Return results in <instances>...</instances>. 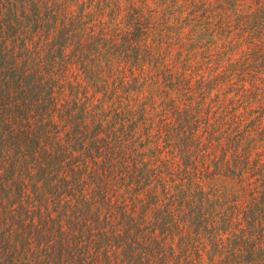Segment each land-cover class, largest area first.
<instances>
[{
    "label": "trees",
    "instance_id": "obj_1",
    "mask_svg": "<svg viewBox=\"0 0 264 264\" xmlns=\"http://www.w3.org/2000/svg\"><path fill=\"white\" fill-rule=\"evenodd\" d=\"M0 264H264V0H0Z\"/></svg>",
    "mask_w": 264,
    "mask_h": 264
}]
</instances>
